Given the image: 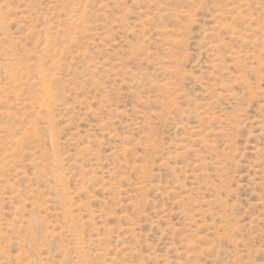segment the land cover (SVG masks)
Returning <instances> with one entry per match:
<instances>
[{
  "label": "rangeland",
  "instance_id": "obj_1",
  "mask_svg": "<svg viewBox=\"0 0 264 264\" xmlns=\"http://www.w3.org/2000/svg\"><path fill=\"white\" fill-rule=\"evenodd\" d=\"M0 264H264V0H0Z\"/></svg>",
  "mask_w": 264,
  "mask_h": 264
}]
</instances>
